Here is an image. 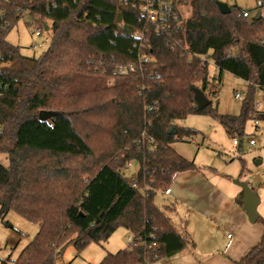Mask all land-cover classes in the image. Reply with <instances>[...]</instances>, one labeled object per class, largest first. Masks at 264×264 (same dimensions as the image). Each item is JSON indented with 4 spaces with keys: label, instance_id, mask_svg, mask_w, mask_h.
<instances>
[{
    "label": "trees",
    "instance_id": "16d2710c",
    "mask_svg": "<svg viewBox=\"0 0 264 264\" xmlns=\"http://www.w3.org/2000/svg\"><path fill=\"white\" fill-rule=\"evenodd\" d=\"M218 1H179L189 15L157 32L130 1L0 0V154L8 158L0 163V224L13 211L38 225L16 264H55L68 244L80 254L118 227L137 245L99 264H154L193 246L171 223V206L155 203L176 173L197 170L171 146L197 132L176 122L207 115L242 136L248 120L264 121L254 104L256 89L264 91V18L243 19L235 6L223 15ZM26 14L51 36L38 58L6 40ZM208 59L218 79L228 72L248 83L237 116L210 101L197 111L193 89L207 90ZM127 64L134 69L113 75ZM40 112L51 116L42 121ZM132 164L137 172L127 178L122 170ZM259 221L258 244L232 264H264Z\"/></svg>",
    "mask_w": 264,
    "mask_h": 264
},
{
    "label": "rangeland",
    "instance_id": "374dc122",
    "mask_svg": "<svg viewBox=\"0 0 264 264\" xmlns=\"http://www.w3.org/2000/svg\"><path fill=\"white\" fill-rule=\"evenodd\" d=\"M256 1L219 0L228 7L235 6L249 11V20L260 11L255 8ZM260 1L264 2V0ZM30 23V17L26 14L9 31L6 40L19 47L23 56L38 58L49 47L51 36L45 31H42L40 36H35L36 28ZM34 45L35 48H33ZM207 73L209 85L204 95L211 102L212 108L217 109L221 115L237 116L248 90V83L228 72H223L218 79V70L211 59L207 60ZM197 86L200 87V84ZM236 93L242 95V98H235ZM256 103L260 105L255 110L264 114V91L256 89L254 104ZM176 125L178 128L194 130L197 134L190 139L173 142L171 146L175 152L184 159L193 161L196 171L212 175L220 182L232 186H235V180L248 183L259 199L258 215L264 219V121L248 120L242 136L228 135L215 119L207 115H189L177 121ZM233 140L237 141V145L233 144ZM250 140H254L253 146L249 145ZM0 163L3 166L8 165L5 154H0ZM137 169V166L132 164L122 170V174L131 178L136 174ZM155 203L160 208L174 205V202L162 193L156 195ZM167 215L176 230L180 231L181 220H183L181 209L178 208L177 212H169ZM4 222L0 224V264L1 261L5 264H16L15 261L22 250L35 237L38 225L26 221L13 211L5 216ZM251 226L262 228L260 221ZM228 234L234 235L231 231L218 234L217 242L220 247L224 246ZM128 236L125 229L118 227L106 242L91 243L80 254H77L72 244H68L64 252L56 259L55 264H99L106 254H114L127 248ZM220 249L222 251L223 248ZM162 262L164 264H205L206 260L188 248L182 255L173 259H164Z\"/></svg>",
    "mask_w": 264,
    "mask_h": 264
},
{
    "label": "crops",
    "instance_id": "0c3cea01",
    "mask_svg": "<svg viewBox=\"0 0 264 264\" xmlns=\"http://www.w3.org/2000/svg\"><path fill=\"white\" fill-rule=\"evenodd\" d=\"M235 186L196 170L186 171L173 176L170 193L165 195L174 202L171 212L181 209L180 232L186 231L193 243L189 248L205 258V264L238 262L262 236L263 229L251 226L242 206L237 204L236 199L242 191ZM223 231H231L234 235H226V242L220 247L217 238Z\"/></svg>",
    "mask_w": 264,
    "mask_h": 264
},
{
    "label": "built area",
    "instance_id": "2783aa9c",
    "mask_svg": "<svg viewBox=\"0 0 264 264\" xmlns=\"http://www.w3.org/2000/svg\"><path fill=\"white\" fill-rule=\"evenodd\" d=\"M128 1L131 2L132 6L136 7L139 10V13L142 17H144L147 22L154 25V28L157 32H168L170 29L169 21H177L179 19H184L189 15V7L184 3H179V1L184 0H124L125 3ZM255 8L259 11L260 17L264 18V2L257 0L255 3ZM258 13V12H257ZM256 13V14H257ZM238 16L243 19L249 20L250 12L247 10H239ZM253 19V18H251ZM35 36L41 35V30L36 28L34 32ZM134 36L140 42V47H144L142 43L143 33L141 31H136ZM263 42V40H261ZM36 46L34 45L33 48ZM142 62L146 63L150 61L151 55H141ZM134 66L131 64L123 65L117 67L113 75H123L127 71H132ZM214 92V91H212ZM235 98L241 99L242 95L236 93ZM260 103L255 104V108H258ZM152 108H149L151 110ZM256 123V122H255ZM148 146L150 149H155V144L151 138H147ZM234 145H237V141H233ZM255 144L254 140L249 141V145L253 146ZM170 190L166 189L164 191V195H169ZM152 237V234L150 235ZM137 245V241L128 238V247H134ZM155 243L151 244V247H154ZM155 264H164L162 261H157Z\"/></svg>",
    "mask_w": 264,
    "mask_h": 264
},
{
    "label": "water",
    "instance_id": "95a60500",
    "mask_svg": "<svg viewBox=\"0 0 264 264\" xmlns=\"http://www.w3.org/2000/svg\"><path fill=\"white\" fill-rule=\"evenodd\" d=\"M218 9L221 14L227 15L231 12L230 8L222 3V2H217ZM260 14L259 12L253 17L254 20L259 19ZM45 30H47V27H45ZM194 96H195V101H196V106H197V111H201L204 108H206L209 105V100L206 98L204 95L203 91L199 88H194L193 89ZM51 116L50 113L47 112H40L39 114V119L42 121L47 120ZM234 184L237 185L239 188H241L242 191V208L247 216L248 221L251 224H254L257 222L259 215L257 212V207L259 205V199L253 191L249 184L246 182H239L238 180L234 181ZM65 250V247L61 249V253H63Z\"/></svg>",
    "mask_w": 264,
    "mask_h": 264
}]
</instances>
